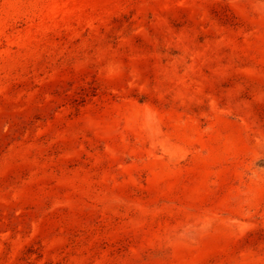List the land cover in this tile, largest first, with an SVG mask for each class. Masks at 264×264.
<instances>
[{
    "label": "rangeland",
    "instance_id": "rangeland-1",
    "mask_svg": "<svg viewBox=\"0 0 264 264\" xmlns=\"http://www.w3.org/2000/svg\"><path fill=\"white\" fill-rule=\"evenodd\" d=\"M0 264H264V0H0Z\"/></svg>",
    "mask_w": 264,
    "mask_h": 264
}]
</instances>
